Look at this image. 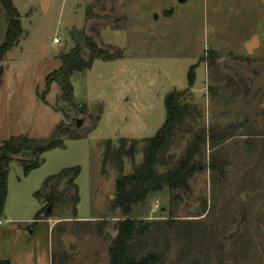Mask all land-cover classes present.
<instances>
[{
  "label": "rangeland",
  "instance_id": "374dc122",
  "mask_svg": "<svg viewBox=\"0 0 264 264\" xmlns=\"http://www.w3.org/2000/svg\"><path fill=\"white\" fill-rule=\"evenodd\" d=\"M42 1L12 0L23 32L0 59V143L20 134L49 138L60 123L83 136L61 134L64 148L44 152L26 175L21 160L30 154L13 156L4 211L18 222L8 225L31 234L46 228L21 220L33 219L42 205L33 192L48 175L78 165L77 218H67V203L51 213L57 255L51 264H109V241L122 218L113 202L115 183L132 163L124 158L120 169L105 161L106 141L139 140V163L143 140L165 119L166 95L187 89V72L196 64L183 101L195 103L201 116L195 124L185 120L190 133H175L169 153L181 157L191 132L202 126L231 125V136L214 148L205 144V168L188 181V191H176L178 202L162 190L133 205L128 216L181 221L183 237L171 236L160 264H264V0H50L47 10ZM165 9L172 12L166 16ZM5 30L0 4V44ZM253 36L258 44L248 52ZM87 37L97 54L89 69L72 73V100L61 96L56 81L46 91V75L60 66L61 53L80 45L89 56ZM118 51L121 57L104 59Z\"/></svg>",
  "mask_w": 264,
  "mask_h": 264
},
{
  "label": "trees",
  "instance_id": "16d2710c",
  "mask_svg": "<svg viewBox=\"0 0 264 264\" xmlns=\"http://www.w3.org/2000/svg\"><path fill=\"white\" fill-rule=\"evenodd\" d=\"M6 17V30L4 41L0 44L1 57L14 46L23 32L20 23V15L12 0H0ZM89 11L86 12L88 17ZM85 46L90 50L85 57L80 45H75L69 51L59 55L60 66L46 75V91L52 82L60 84L61 96L66 100H72V86L70 77L75 71H85L92 66L96 58L95 42L87 37ZM105 56V55H104ZM121 57V52L109 54L104 59ZM207 56H202L200 61L207 62ZM212 58L207 62L212 65ZM195 66H190L187 72L188 86L185 90L168 92L165 97L166 116L151 137L143 140L142 160L135 162V154L139 140L134 138H119L114 146L111 140L106 141L104 160L116 161L120 169L124 158L132 163V170L122 174L115 183L114 204L120 209L122 218L116 222V234L110 238L108 246L109 264H160L165 259V251L169 249L170 238L175 235L183 237L179 228V219L172 216L162 220H144L129 217L133 205L144 202L152 193L167 190L171 202H178L181 198L178 192L188 191V181L196 172L205 168L203 164V147L206 143L214 148L231 136V125L224 128L199 127L191 132L189 142L181 157L169 153L172 138L177 132L189 131L184 129L185 120L188 118L195 124L201 113L193 102H184L185 93L191 89L195 79ZM65 123L58 124L49 138H31L26 135H14L0 143V216L3 214L7 197L8 166L14 155L29 153V159H23V173L26 175L31 170L40 166L43 162L42 154L53 148H64V140L61 134L71 138H80L83 135L66 129ZM215 169V162L209 164ZM80 166H68L54 174L48 175L41 186L33 192V196L42 203V208L36 214L35 219L40 218V213L48 204L55 206L67 203L70 216L77 218V204L79 202L78 185L76 178L79 175ZM178 191V192H176ZM172 192H176L172 194ZM52 214L49 216L51 217ZM78 223L79 221L76 220ZM188 224H191L188 222ZM103 226H100L102 232ZM53 231V229H52ZM190 231V230H189ZM54 251L51 253L52 263L56 259ZM63 257V254H62ZM0 264H9L7 260H0Z\"/></svg>",
  "mask_w": 264,
  "mask_h": 264
},
{
  "label": "crops",
  "instance_id": "0c3cea01",
  "mask_svg": "<svg viewBox=\"0 0 264 264\" xmlns=\"http://www.w3.org/2000/svg\"><path fill=\"white\" fill-rule=\"evenodd\" d=\"M41 208L42 205L39 207V210ZM33 219H35V217ZM33 219L25 218L21 220L29 221L34 224L40 221L45 223L46 228H42L41 230L36 228L35 233L34 229H30L32 232L31 234L21 225H8V222L17 223L18 221H15L16 219H10L7 216V212L3 209V214L0 216V260H7L9 264H51L50 232L55 221L52 217L46 219L39 218L37 220ZM2 220L6 222L3 225H1Z\"/></svg>",
  "mask_w": 264,
  "mask_h": 264
},
{
  "label": "water",
  "instance_id": "95a60500",
  "mask_svg": "<svg viewBox=\"0 0 264 264\" xmlns=\"http://www.w3.org/2000/svg\"><path fill=\"white\" fill-rule=\"evenodd\" d=\"M48 1L49 0H43L42 1V6H43V9L44 10H47L46 8H44V6H46L47 4V8H48ZM180 1H183V0H180ZM172 12V9H165L164 10V15H169L170 13ZM258 44V38L257 36H253L251 37V39L245 43V46H246V50L248 52H250L252 50V48L254 46H256ZM81 123V119H77L76 120V126H79ZM52 213V205L51 204H48L47 207L45 208V210L43 212L40 213V217L41 218H46V217H49Z\"/></svg>",
  "mask_w": 264,
  "mask_h": 264
},
{
  "label": "built area",
  "instance_id": "2783aa9c",
  "mask_svg": "<svg viewBox=\"0 0 264 264\" xmlns=\"http://www.w3.org/2000/svg\"><path fill=\"white\" fill-rule=\"evenodd\" d=\"M53 41H54L55 43H58V42H59V40H58L57 38H54Z\"/></svg>",
  "mask_w": 264,
  "mask_h": 264
}]
</instances>
